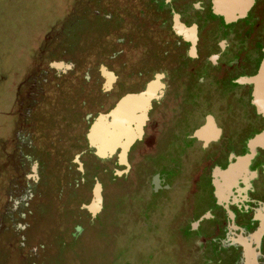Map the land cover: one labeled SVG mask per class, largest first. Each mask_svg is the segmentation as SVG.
Masks as SVG:
<instances>
[{
	"label": "flooded vegetation",
	"instance_id": "1",
	"mask_svg": "<svg viewBox=\"0 0 264 264\" xmlns=\"http://www.w3.org/2000/svg\"><path fill=\"white\" fill-rule=\"evenodd\" d=\"M93 1L97 9H88ZM172 2L80 0L74 15L88 38L96 35L80 59L54 37L77 27L62 22L68 14L54 22L56 34L39 39L13 105L0 113V256L43 263L40 200L49 187L74 199L86 188L91 199L98 182L103 212V181L112 176L128 180L133 198L122 214L136 231L153 229L171 247L202 249L206 262L241 264L249 252L264 264V233L254 238L264 231V0H253L234 22L214 15L211 0ZM50 53L72 68L51 69ZM156 75L141 137L127 152L129 169L116 176L126 170L119 150L98 159L86 135L99 115L145 91ZM122 192L112 188V196ZM82 206L61 241L83 242L88 228L105 222Z\"/></svg>",
	"mask_w": 264,
	"mask_h": 264
},
{
	"label": "trees",
	"instance_id": "2",
	"mask_svg": "<svg viewBox=\"0 0 264 264\" xmlns=\"http://www.w3.org/2000/svg\"><path fill=\"white\" fill-rule=\"evenodd\" d=\"M71 1L73 0H6L4 5L0 4V47L9 51L12 56L8 64L15 67L10 70L14 84L19 80L25 67L33 63L30 53L34 50L41 35L51 27L53 22L65 15ZM97 5V2L93 1L88 9H97ZM73 18L67 24L73 22L77 27L68 28L64 33L60 32L54 37L59 38L58 40L66 48L72 50L70 55L73 58L80 59L86 52L87 40H95L96 35L90 34L91 36L88 38L89 32L82 31L79 16L74 15ZM58 58H60V54L50 53L46 60L52 62ZM18 62L23 65L21 73H18L16 67ZM54 188L53 186L49 187L41 198L39 214L43 220L40 224L41 228L48 237V247L44 252L47 258L51 259L49 263L129 264L127 260L131 259L132 253L137 254L140 257L138 261L143 264L166 262V258L160 255L158 249H153L155 254L150 251L153 254L151 257L144 259L141 256L142 254L139 253L140 239L144 233L129 230L128 218L123 217L122 219L121 214L117 211H113V216L101 226L88 228L89 235L86 237L88 242L86 240L85 247L76 245L77 242L75 244V242L61 241L62 228L66 223H69L75 213L80 211L81 205L77 199ZM115 224L116 226H114ZM147 233H158L159 235V232L149 231ZM154 238H158V236L153 235V240ZM89 240L91 241L89 242ZM171 262L167 260V263Z\"/></svg>",
	"mask_w": 264,
	"mask_h": 264
},
{
	"label": "water",
	"instance_id": "3",
	"mask_svg": "<svg viewBox=\"0 0 264 264\" xmlns=\"http://www.w3.org/2000/svg\"><path fill=\"white\" fill-rule=\"evenodd\" d=\"M166 3L171 0H164ZM212 11L214 15L222 17L226 22H234L243 18L253 4V0H211ZM183 26L178 22V17H173V30L176 34H180ZM49 67L56 71L66 73L72 68V64H66L62 61H54L49 63ZM101 72L105 78L103 72ZM158 75L155 81L147 86L146 90L139 94H128L122 97L114 109L106 115H99L91 124L86 135L89 148L94 150V155L101 160L111 159L117 150L118 165L125 166L126 170L116 172V176L127 174L129 166L126 162V156L131 145L136 139L141 137L142 119L145 116V107L149 104L152 97L153 83L158 81ZM251 81V80H249ZM247 82L241 80L240 83ZM256 92V89H255ZM92 197L87 205L82 207L86 209L88 214L95 218L102 209L101 185L96 182L92 188ZM193 228L195 225L192 226ZM77 233L82 232L81 227H76ZM264 231H259L254 238L260 237ZM248 248L244 246L246 251ZM245 263L241 264H257L254 255L247 252ZM252 259H251V258Z\"/></svg>",
	"mask_w": 264,
	"mask_h": 264
},
{
	"label": "rangeland",
	"instance_id": "4",
	"mask_svg": "<svg viewBox=\"0 0 264 264\" xmlns=\"http://www.w3.org/2000/svg\"><path fill=\"white\" fill-rule=\"evenodd\" d=\"M79 1L80 0H73L69 3V8L66 9V11H65V14H68V15L67 16L65 15L64 17L62 16L63 17L62 22L67 23L68 21H70V18L72 16H74L75 7L79 6L78 5ZM172 1L173 2L171 5H175L176 3H178L179 0H172ZM5 3H6V0H0L1 5H4ZM67 17L69 19H67ZM55 22H58V20ZM59 23L60 22H58V24ZM53 25H55L54 22L51 25V28H49L45 33H43L41 35L40 43L42 41H44L45 38L51 37L55 34L56 30L52 29ZM40 43H39V45H40ZM33 51H34L33 55L35 57H37L38 50L34 49ZM33 55H31V56H33ZM11 57L12 56H11V54H9V51L0 47V112H7L8 109L10 108V106L13 105V103H14L13 88L16 87V85L19 81L18 80L15 84L13 82L12 74H11L10 70H13L15 67L10 66L8 64V61ZM16 67L18 68V73H21L22 72L21 69L23 68V65H21V62H18V64H16ZM19 79H20V77H19ZM97 165L102 166V162L97 161ZM103 184H104L105 205H104V211L101 212V214H100L99 221L101 220V221L106 222V220H108V216H110L109 219L113 216V211H115V212L117 211L119 214L125 213V211L129 213L130 204L132 202L131 198H133V196L130 193H127L128 191L126 190V188L128 186V180H126L125 178L124 179H118L117 178L115 181H112V176H110L107 178V180L105 179L103 181ZM112 188H114V191L117 189L123 191L122 193L124 196H121V194H118V193L115 194L114 196H112ZM87 191H88V189H86V188L83 189L80 196L77 198L79 205H86L87 202L89 201L90 198H89ZM135 192L136 191H134V193ZM125 193H127V194L125 195ZM115 201H116V205H115V203L113 205V202H115ZM115 208H117V209H115ZM122 215L123 216H120L122 219H123V217H127V215H125V214H122ZM124 219H126V218H124ZM85 220L87 222L88 219L86 218ZM119 220H121V219H119ZM102 224L103 223L98 224L95 227H99ZM114 226H116V224ZM129 226H130V227H128L129 230L144 233L141 235L142 239H140V248H139V253L142 254L141 256L144 259L153 256V254H151L150 251H152V253H154L153 251H155V250H153V249H158L160 251V255H162L166 258V262L162 263V264H171V263L172 264H219V263H216L214 260L211 262H206L204 259H202V257H200L201 255H203L202 253H200V251L202 249H188V248H185L182 246L180 247L179 245H174V247L173 246L171 247L169 245L170 244L169 240L167 238H163V237L160 238V235H158V233L157 234L156 233H147L150 230L147 231L145 229H144V231H136L133 227H131L132 225H129ZM150 229H152V228H150ZM151 231H153V229ZM87 235H89V234H87ZM153 235L158 236V238H154V240H153ZM169 236H170V234H169ZM86 237H88V236H86ZM173 237H174V235L171 234V238H173ZM86 240H87V238H85L83 242L79 241L77 244L76 243L75 244L85 247ZM90 241L91 240H89V242ZM87 242H88V240H87ZM152 245H154V246H152ZM148 246H149L150 250L148 249ZM207 254H205V257L208 256ZM209 255L212 256V258H209V260L214 259L213 258L214 255H212V253ZM6 256L7 255H1L0 256V264H17L16 262H13L12 260L11 261L9 259L7 260ZM45 256H46V260L40 264H52V263H49V262H51L50 261L51 259H49V257L47 258L46 254H45ZM130 256H131V259L127 260V262L129 264H143L141 261H138V259H140V257H138L137 254L132 253ZM167 260H170V262L172 260V262L167 263Z\"/></svg>",
	"mask_w": 264,
	"mask_h": 264
}]
</instances>
